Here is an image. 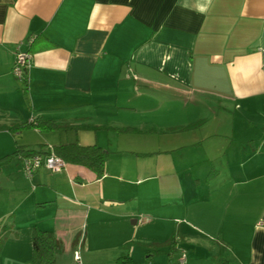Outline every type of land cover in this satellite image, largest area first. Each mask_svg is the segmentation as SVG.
I'll use <instances>...</instances> for the list:
<instances>
[{
    "label": "crops",
    "instance_id": "obj_1",
    "mask_svg": "<svg viewBox=\"0 0 264 264\" xmlns=\"http://www.w3.org/2000/svg\"><path fill=\"white\" fill-rule=\"evenodd\" d=\"M62 144L102 176L6 158ZM0 161V264L34 228L57 264H264V0H0Z\"/></svg>",
    "mask_w": 264,
    "mask_h": 264
},
{
    "label": "trees",
    "instance_id": "obj_2",
    "mask_svg": "<svg viewBox=\"0 0 264 264\" xmlns=\"http://www.w3.org/2000/svg\"><path fill=\"white\" fill-rule=\"evenodd\" d=\"M63 128L67 126H57L50 122H26L21 124L20 128ZM189 128V127H188ZM53 152L61 158L65 163L83 166L95 173L97 177H101L104 172V164L108 156V152L96 146H79L77 144H62L47 149L44 154H40L35 150H25L22 147H17L13 153L6 158L20 157L28 158L34 155L45 156ZM2 162V161H0ZM1 165V163H0ZM32 259L28 264H57V256L62 251V243L52 232L41 231L37 228L32 232ZM219 254L217 262L226 264V260L221 258ZM120 264H127L125 258L118 259Z\"/></svg>",
    "mask_w": 264,
    "mask_h": 264
},
{
    "label": "built area",
    "instance_id": "obj_3",
    "mask_svg": "<svg viewBox=\"0 0 264 264\" xmlns=\"http://www.w3.org/2000/svg\"><path fill=\"white\" fill-rule=\"evenodd\" d=\"M29 68L30 55L27 52L20 51L17 48L12 68L13 76L17 81L25 84L27 82ZM21 166L23 173L27 177H31V175L40 168H43L50 173L59 172L64 168L65 162L53 152H51L45 156L34 155L28 158H21ZM185 258V252L181 251L178 264H184Z\"/></svg>",
    "mask_w": 264,
    "mask_h": 264
},
{
    "label": "rangeland",
    "instance_id": "obj_4",
    "mask_svg": "<svg viewBox=\"0 0 264 264\" xmlns=\"http://www.w3.org/2000/svg\"><path fill=\"white\" fill-rule=\"evenodd\" d=\"M190 113L191 114H193V106H191V109H190ZM182 251H184L185 252V250L183 249ZM189 255V254H188ZM188 255L186 256V253H185V256H186V258H185V261H187V257H188ZM193 261H195V260H193ZM206 263V261H197V264H205Z\"/></svg>",
    "mask_w": 264,
    "mask_h": 264
},
{
    "label": "clouds",
    "instance_id": "obj_5",
    "mask_svg": "<svg viewBox=\"0 0 264 264\" xmlns=\"http://www.w3.org/2000/svg\"><path fill=\"white\" fill-rule=\"evenodd\" d=\"M207 3H208V4H211V0H207Z\"/></svg>",
    "mask_w": 264,
    "mask_h": 264
}]
</instances>
